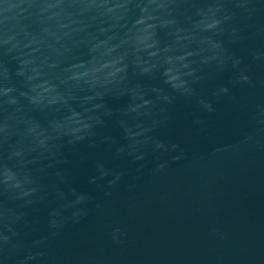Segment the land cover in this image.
Returning <instances> with one entry per match:
<instances>
[{
    "label": "water",
    "instance_id": "water-1",
    "mask_svg": "<svg viewBox=\"0 0 264 264\" xmlns=\"http://www.w3.org/2000/svg\"><path fill=\"white\" fill-rule=\"evenodd\" d=\"M0 264H264V0H0Z\"/></svg>",
    "mask_w": 264,
    "mask_h": 264
}]
</instances>
